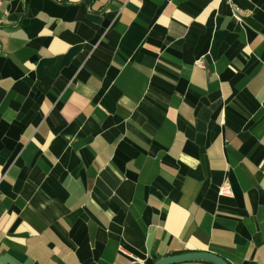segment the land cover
Here are the masks:
<instances>
[{
  "label": "crops",
  "instance_id": "obj_1",
  "mask_svg": "<svg viewBox=\"0 0 264 264\" xmlns=\"http://www.w3.org/2000/svg\"><path fill=\"white\" fill-rule=\"evenodd\" d=\"M189 251L264 264V0H2L0 264Z\"/></svg>",
  "mask_w": 264,
  "mask_h": 264
},
{
  "label": "water",
  "instance_id": "obj_2",
  "mask_svg": "<svg viewBox=\"0 0 264 264\" xmlns=\"http://www.w3.org/2000/svg\"><path fill=\"white\" fill-rule=\"evenodd\" d=\"M202 260L213 264H227V260L209 251H189L185 253L161 257L150 264H179L189 261Z\"/></svg>",
  "mask_w": 264,
  "mask_h": 264
},
{
  "label": "built area",
  "instance_id": "obj_3",
  "mask_svg": "<svg viewBox=\"0 0 264 264\" xmlns=\"http://www.w3.org/2000/svg\"><path fill=\"white\" fill-rule=\"evenodd\" d=\"M2 4V0H0V6ZM200 65H204L205 64V60L201 59L199 62ZM220 193L221 194H231L232 193V186L230 181H225V183L222 185L221 189H220Z\"/></svg>",
  "mask_w": 264,
  "mask_h": 264
},
{
  "label": "trees",
  "instance_id": "obj_4",
  "mask_svg": "<svg viewBox=\"0 0 264 264\" xmlns=\"http://www.w3.org/2000/svg\"><path fill=\"white\" fill-rule=\"evenodd\" d=\"M228 264V263H227Z\"/></svg>",
  "mask_w": 264,
  "mask_h": 264
}]
</instances>
